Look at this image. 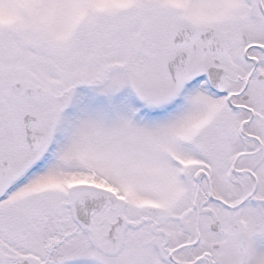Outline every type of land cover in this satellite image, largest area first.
I'll return each mask as SVG.
<instances>
[{"label": "snow or ice", "instance_id": "obj_1", "mask_svg": "<svg viewBox=\"0 0 264 264\" xmlns=\"http://www.w3.org/2000/svg\"><path fill=\"white\" fill-rule=\"evenodd\" d=\"M0 264H264V0H0Z\"/></svg>", "mask_w": 264, "mask_h": 264}]
</instances>
